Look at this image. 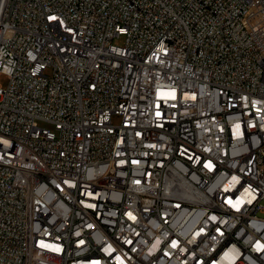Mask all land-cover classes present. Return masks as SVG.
<instances>
[{
    "label": "built area",
    "instance_id": "built-area-1",
    "mask_svg": "<svg viewBox=\"0 0 264 264\" xmlns=\"http://www.w3.org/2000/svg\"><path fill=\"white\" fill-rule=\"evenodd\" d=\"M1 74L0 264H264V0H0Z\"/></svg>",
    "mask_w": 264,
    "mask_h": 264
},
{
    "label": "rangeland",
    "instance_id": "rangeland-1",
    "mask_svg": "<svg viewBox=\"0 0 264 264\" xmlns=\"http://www.w3.org/2000/svg\"><path fill=\"white\" fill-rule=\"evenodd\" d=\"M116 43L122 44L123 40H118V41H116ZM0 85L2 87H6L8 85V77L6 75H3V74L0 75ZM263 204H264V202H263ZM260 216L264 218V214H261Z\"/></svg>",
    "mask_w": 264,
    "mask_h": 264
}]
</instances>
